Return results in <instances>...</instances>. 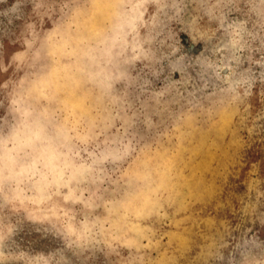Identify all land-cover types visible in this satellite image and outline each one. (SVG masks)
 Listing matches in <instances>:
<instances>
[{
  "label": "rangeland",
  "instance_id": "1",
  "mask_svg": "<svg viewBox=\"0 0 264 264\" xmlns=\"http://www.w3.org/2000/svg\"><path fill=\"white\" fill-rule=\"evenodd\" d=\"M0 264H264V0H0Z\"/></svg>",
  "mask_w": 264,
  "mask_h": 264
}]
</instances>
